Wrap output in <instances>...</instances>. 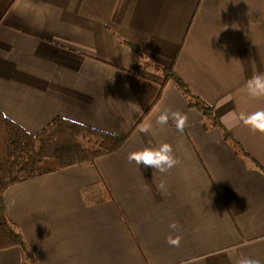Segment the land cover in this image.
<instances>
[{"label": "crops", "instance_id": "1", "mask_svg": "<svg viewBox=\"0 0 264 264\" xmlns=\"http://www.w3.org/2000/svg\"><path fill=\"white\" fill-rule=\"evenodd\" d=\"M173 63L229 138L205 129L173 81L155 103ZM256 74L264 0H0V112L34 134L61 117L128 136L94 165L11 186L7 215L25 246L0 250V264H264V134L238 119L264 110L245 90ZM164 142L179 161L167 173L129 163Z\"/></svg>", "mask_w": 264, "mask_h": 264}, {"label": "trees", "instance_id": "2", "mask_svg": "<svg viewBox=\"0 0 264 264\" xmlns=\"http://www.w3.org/2000/svg\"><path fill=\"white\" fill-rule=\"evenodd\" d=\"M161 71L164 80L155 103L161 98L165 84L173 81L187 99L189 108L197 109L205 117L206 130L219 127L225 131L214 107L202 100L174 72V63ZM127 138L74 124L61 117L34 134L0 112V250L25 246L23 237L7 215L5 193L11 186L73 166L94 165L97 159L118 152ZM241 152L249 158L247 153Z\"/></svg>", "mask_w": 264, "mask_h": 264}, {"label": "clouds", "instance_id": "3", "mask_svg": "<svg viewBox=\"0 0 264 264\" xmlns=\"http://www.w3.org/2000/svg\"><path fill=\"white\" fill-rule=\"evenodd\" d=\"M245 90L247 96L252 99H264V74H256L248 79ZM169 119V111L165 110L157 117L156 122L159 125H166ZM171 119L174 120L176 129L182 133L187 125V115L178 111L172 112ZM238 119L253 133L259 132L264 134V110H257L250 114L241 113ZM150 129L151 124H144L139 128V131L147 134L150 132ZM128 161L129 163L134 161L138 166L142 164L145 167H151L160 173H167L179 163L173 153L172 145L167 142L160 143L157 147L145 146L143 149L131 152L128 155ZM157 188L160 191H166L165 182L161 181L160 184L157 185ZM169 227L176 229L177 224L173 222ZM167 243L171 246L179 247L180 237L176 236L173 238L169 236ZM238 264H261V261L250 257H242L238 261Z\"/></svg>", "mask_w": 264, "mask_h": 264}]
</instances>
